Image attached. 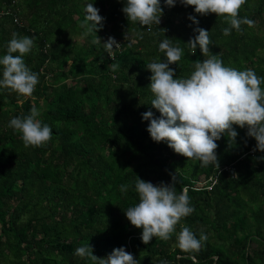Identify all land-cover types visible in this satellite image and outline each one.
Segmentation results:
<instances>
[{"label":"trees","instance_id":"16d2710c","mask_svg":"<svg viewBox=\"0 0 264 264\" xmlns=\"http://www.w3.org/2000/svg\"><path fill=\"white\" fill-rule=\"evenodd\" d=\"M88 2L105 21L97 33L85 35L80 25ZM125 2L0 0V57L13 33L33 38L24 60L39 80L31 97L0 88V264H93L75 255L86 245L98 257L123 246L140 264H264V152L253 151L257 142L247 128L234 125L235 142L229 144L226 135L216 141L220 167H202L166 142L153 141L150 121L142 119L150 109L160 115L150 104L152 73L146 65L166 60L159 51L162 40L183 50L170 65L174 78H188L196 60L207 58L199 46L192 54L187 44L198 35L189 14L209 30L210 56L264 78V0H247L239 16L254 26L242 25V33L233 29L229 36L223 34L229 27L224 17L201 16L179 0L171 8L161 0V23L149 31L129 23ZM98 36L101 41L93 43ZM109 37L120 43L113 58L103 43ZM33 106L52 137L43 146L25 147L9 122L29 115ZM232 163L235 176L219 171ZM172 174L177 194L187 191L194 212L182 218L170 240L154 237L144 244L143 229L125 214L139 202L134 182L138 175L153 184L171 183ZM122 185H129L126 193ZM181 225L197 238L201 231L207 235L199 252L178 248Z\"/></svg>","mask_w":264,"mask_h":264},{"label":"clouds","instance_id":"9594fccd","mask_svg":"<svg viewBox=\"0 0 264 264\" xmlns=\"http://www.w3.org/2000/svg\"><path fill=\"white\" fill-rule=\"evenodd\" d=\"M177 2L178 0H164L169 8L174 7ZM246 2L247 0H179L185 7L194 6L195 13L201 16L215 13L218 17H224L229 24V27L223 29L225 36L231 35L233 29L242 33V25L254 26L253 20L239 16V11ZM84 11L85 19L80 26L85 29V35L97 33L103 28L105 17L100 15V10L93 2H88ZM122 11L129 23H139L151 31V25H160L164 9L161 0H126ZM188 18L197 25L194 32L198 35L187 44L194 50L192 54L199 46L203 56L207 58L196 60L194 71L188 78H174L176 71L170 65L181 60L183 50L173 46L170 39L159 43V51L164 53L166 60L150 62L146 67L152 73L149 87L154 99L150 104L160 115L157 117L151 109L142 113V119L150 121L147 131L152 140L157 143L166 142L175 153L199 161L202 167H220L216 141L226 135L229 144L235 142L238 132L234 125H238L240 128L246 127V134L255 138L257 143L253 151L264 152V90L260 87L264 78L258 77L252 69L240 71L224 66L222 60L210 56L212 42L209 30L198 26L196 15L189 14ZM99 41L101 38L98 36L92 42ZM103 43L108 56L113 58L114 49L120 43L114 37H109ZM33 47V38L12 34L7 43V53L0 57V88L9 89L20 96L33 95L39 82L38 73L29 69L24 60ZM112 52L113 56H110ZM15 53L18 55H14ZM111 67L115 70L117 65L112 64ZM39 115L38 109L33 106L29 115L14 117L9 122V127L21 134L25 147H40L51 140L52 129L37 119ZM260 159H264V156ZM225 166L227 165L219 171H228ZM175 179L176 174H172L171 183L153 184L137 175L134 184L139 202L125 209V214L133 226L143 229L141 239L144 244H149L154 237L163 241L170 240L182 218L194 212L187 191L177 194ZM211 179L217 180L216 177ZM209 181L212 183V180ZM128 188L129 185H122L121 192L126 193ZM207 239L203 231L197 238L183 225L176 234L177 246L183 252H199ZM75 255L87 257L93 264H140L123 246L114 248L106 257H98L93 248L86 245L77 248ZM160 264L167 262L161 261Z\"/></svg>","mask_w":264,"mask_h":264},{"label":"built area","instance_id":"2783aa9c","mask_svg":"<svg viewBox=\"0 0 264 264\" xmlns=\"http://www.w3.org/2000/svg\"><path fill=\"white\" fill-rule=\"evenodd\" d=\"M119 47H120V46H119ZM119 47L116 48V49H119ZM110 56H113V52L111 53ZM224 168L228 169V171H229L230 174L235 175V165H234L233 163L230 164V165L225 166ZM209 180H212V183L215 182V179H211V178H209ZM208 187H210V185H209Z\"/></svg>","mask_w":264,"mask_h":264},{"label":"rangeland","instance_id":"374dc122","mask_svg":"<svg viewBox=\"0 0 264 264\" xmlns=\"http://www.w3.org/2000/svg\"><path fill=\"white\" fill-rule=\"evenodd\" d=\"M76 39H77L79 42H82V41H83V38H82V37H76Z\"/></svg>","mask_w":264,"mask_h":264}]
</instances>
